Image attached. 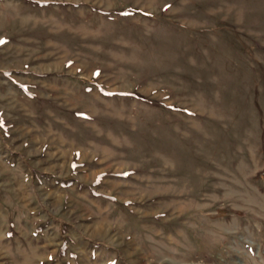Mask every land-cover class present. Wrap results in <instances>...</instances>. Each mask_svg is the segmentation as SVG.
Wrapping results in <instances>:
<instances>
[{"label":"rangeland","instance_id":"obj_1","mask_svg":"<svg viewBox=\"0 0 264 264\" xmlns=\"http://www.w3.org/2000/svg\"><path fill=\"white\" fill-rule=\"evenodd\" d=\"M0 264H264V0H0Z\"/></svg>","mask_w":264,"mask_h":264}]
</instances>
